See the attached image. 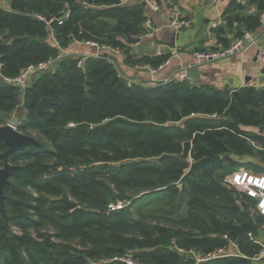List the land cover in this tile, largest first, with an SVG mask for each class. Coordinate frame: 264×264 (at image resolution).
I'll return each instance as SVG.
<instances>
[{
	"label": "trees",
	"instance_id": "16d2710c",
	"mask_svg": "<svg viewBox=\"0 0 264 264\" xmlns=\"http://www.w3.org/2000/svg\"><path fill=\"white\" fill-rule=\"evenodd\" d=\"M144 20L141 4L121 0H12L10 10L0 8V124L22 93L16 130L39 144L8 157L18 169L3 189L0 264H122L112 258L125 253L139 264H193L180 260V249L208 253L226 243L224 235L243 256L258 252L247 234L256 236L264 218L250 215L252 202L222 180L248 166L235 158L259 155L264 162V151L249 143L264 145L263 138L246 130L264 131V86L233 97L173 79L128 85L100 55H69L53 71L34 73L24 90L10 82L59 48L92 37L122 48L128 67L157 69L165 56L135 59L121 42L142 36ZM6 149L0 141V154ZM188 154L195 162L222 160L181 180L180 159ZM123 200L128 204L108 208ZM200 264L251 263L230 256Z\"/></svg>",
	"mask_w": 264,
	"mask_h": 264
},
{
	"label": "crops",
	"instance_id": "0c3cea01",
	"mask_svg": "<svg viewBox=\"0 0 264 264\" xmlns=\"http://www.w3.org/2000/svg\"><path fill=\"white\" fill-rule=\"evenodd\" d=\"M171 3L159 0L160 10L151 12L144 8V17H149L152 25L151 34L146 38H136L139 42H121L129 48V53L135 59L142 57L165 56L166 61L156 73L144 66L128 67L123 63L124 57L120 54L112 56V62L124 74L139 80L160 82L171 80L179 70H184L191 82L189 84L204 85L217 90L239 91L244 87L261 89L264 86V63L256 60L257 49L264 50V29L259 26V15L263 9V0H169ZM12 0H0V8L11 9ZM139 3L132 1L127 4ZM141 4V3H139ZM125 5V4H121ZM175 7L176 17L186 25L179 29L171 25ZM250 33L256 38L254 46L249 47L241 54L215 61H202L195 57L196 53L214 52L225 49L232 41ZM52 39V38H51ZM56 45L55 41L52 39ZM69 55L77 57L98 56L95 48L85 43L72 42L67 48ZM151 74V75H150ZM138 80V81H139ZM257 133L264 140V131L256 128H247ZM249 143L258 150L264 151L262 144ZM262 161V160H260ZM263 162V161H262ZM242 163H247L242 161ZM249 166V165H248ZM247 165L245 168L255 172ZM237 168V169H238ZM236 170V169H235ZM264 170V169H262ZM251 234V233H250ZM253 243L264 246V232L260 227L256 236L251 234ZM229 247L234 249L230 255L242 257L237 244ZM258 250V251H259ZM258 253V252H257Z\"/></svg>",
	"mask_w": 264,
	"mask_h": 264
},
{
	"label": "built area",
	"instance_id": "2783aa9c",
	"mask_svg": "<svg viewBox=\"0 0 264 264\" xmlns=\"http://www.w3.org/2000/svg\"><path fill=\"white\" fill-rule=\"evenodd\" d=\"M132 1H137L139 3H142L144 7H146L151 12H158L160 10L159 0H121V4H127ZM162 1L171 3L169 0H162ZM172 8H173L172 10L174 13V18H173L171 25L177 29L184 27L186 23L184 21H180L176 17V14H175L176 9L174 6H172ZM68 15H69V12L66 11L63 17L57 18L58 24H61L62 20L67 18ZM39 19L43 20L42 18H39ZM46 24H49V23H46ZM259 26L262 29H264V0H263V9L259 15ZM142 27L144 30V34L140 38H146L151 34V30H152V25H151V21L149 17H145ZM255 43H256V38L252 36L250 33H245L240 38L232 41L230 45L226 47L225 49H222L220 51H214V52L196 53L195 57L198 60H202L206 62L225 59V58L243 53L249 47L254 46ZM85 44L95 48L98 54L101 52H105L112 56L119 55V51L117 48H113V47L105 46V45H102L99 47L96 44H90V43H85ZM67 56H69L67 49L59 48L58 53L55 57L48 58L47 60L40 62L38 64L28 66L25 70H23L20 73V75L17 78L11 80L10 82L14 84L15 83L23 84L26 80L30 78L32 74L36 72L52 71L55 64L59 60ZM256 60L259 63H264V50L257 49ZM161 68L162 67L160 66L157 69H149V68L148 69L151 71V73H156ZM172 79L178 82H187V83L191 82V77H189L184 70L177 71L174 74V77ZM168 81L169 80L162 81L163 83L161 84H164ZM186 161L189 163V165L194 163L193 159L190 157V154H188ZM187 170H188V167H187ZM222 184L229 189H233L237 194H240L246 197L248 200H250L252 202V206L249 209L251 213L264 218V174L254 173L245 168H238L226 174L223 177ZM122 206L123 205L121 203H117L116 206L111 205L109 209L115 210V209L121 208ZM248 237L253 241V238L250 233L248 234ZM222 238L225 241L228 240L227 236L225 235ZM229 244L235 245L232 243H229ZM230 256L232 255L226 253L222 249H217L213 251L212 253H209L206 256L201 257V258L198 255H191V257L184 256L183 258H185L186 260L188 258L196 259V262H197L196 264H199V263L214 260L217 258H226ZM236 256L238 257L239 255H236ZM242 258L249 260L251 264H264V246H262V248L255 255L251 257L242 256ZM113 260L118 261L123 264H134L133 261H130L129 259L125 257H121V258L115 257L113 258Z\"/></svg>",
	"mask_w": 264,
	"mask_h": 264
},
{
	"label": "water",
	"instance_id": "95a60500",
	"mask_svg": "<svg viewBox=\"0 0 264 264\" xmlns=\"http://www.w3.org/2000/svg\"><path fill=\"white\" fill-rule=\"evenodd\" d=\"M141 6H144L141 3ZM42 25H46V22L43 20H40ZM133 42H139V39H136ZM100 56L103 58H106L112 62H115L116 59L109 54L105 52H101ZM238 94L237 91H233L231 95L233 97H236ZM21 98V95L19 96ZM19 105L15 109V113L13 115L14 119L18 121L22 115H23V108L21 106V99L19 101ZM71 127V126H70ZM0 141L4 143V145L7 147V149L0 154V160L2 161V167L0 168V213L4 214V194L3 189L5 186L9 184V178L11 177L12 173L18 169V166L11 165L8 162V157L10 154L14 152H20L26 149L29 146H35L38 147V142L27 135L21 134L16 131L15 126H11L10 124H6L4 126H0ZM222 158L220 156L211 155L208 157H204L200 159L199 161L194 162L193 164H190L186 161V159L182 158L180 161L188 167V170L185 172V174L182 176L183 180L186 177L195 175L198 171H200L202 168H204L206 165H214L218 164ZM183 257H180V260H182Z\"/></svg>",
	"mask_w": 264,
	"mask_h": 264
},
{
	"label": "rangeland",
	"instance_id": "374dc122",
	"mask_svg": "<svg viewBox=\"0 0 264 264\" xmlns=\"http://www.w3.org/2000/svg\"><path fill=\"white\" fill-rule=\"evenodd\" d=\"M29 2H32V0H29ZM38 18H40V17H38ZM82 24L83 25H88L89 27H91L94 31H96L97 30V27H96V24H94V23H90L88 20H83V22H82ZM48 41L49 42H53L52 41V39H51V36L49 35V39H48ZM78 43H81V42H78ZM82 43H90V44H96V45H98L99 47L101 46V45H99V40H98V38H95V37H92V40H90V42H82ZM118 49V51H119V54L121 55V56H123V49L122 48H117ZM43 62V61H42ZM112 63V62H111ZM55 67H56V64H55V66H54V68L53 69H55ZM114 67H115V69L117 70V73H118V75L120 76V78L121 79H123L124 81H126L127 82V84L129 85V83L131 84L132 82H134V83H136V84H139V85H142V86H144V87H150V86H154V85H157L158 84V82H151L150 80H139V79H137V78H134V77H131V76H128V75H126V74H124L122 71H120L119 70V68H117V66L116 65H114ZM137 68H140L139 66H136ZM144 68H149V67H147V66H144ZM149 69H151V68H149ZM53 71V70H52ZM33 75V74H32ZM32 75L30 76V78L32 77ZM151 75V74H150ZM30 78L28 79V80H26L23 84H16L15 83V85H17V87L20 89V90H24V88L27 86V84H28V82H29V80H30ZM139 80V81H138ZM21 95V101H22V98H23V94L21 93L20 94ZM22 106V105H21ZM15 113V112H14ZM14 113H13V115H14ZM13 115L10 117V118H8L5 122H4V124H0V126H4V125H6V124H10L11 126H15L16 127V125H17V123H18V121H16L15 119H14V117H13ZM70 126H72V124H69V127ZM17 131V130H16ZM17 132H19V131H17ZM19 133H21V132H19ZM22 134V133H21ZM188 156V155H187ZM187 156L185 157V159H187ZM191 157V156H190ZM192 158V157H191ZM193 159V158H192ZM234 160H236V161H238V162H241L242 163V161H246L247 163H249L248 165V167L249 168H252V167H255L256 168V171L257 170H259V169H264V162H262V161H260L261 160V158L259 157V155H257V156H250V157H239V158H235ZM194 161V160H193ZM195 162V161H194ZM228 164L227 163H224V166H227ZM1 168V167H0ZM186 170H187V167L186 168H184V170H183V175L185 174V172H186ZM223 170V169H222ZM220 171L219 170V172H223V171ZM232 172V171H231ZM230 173V172H229ZM228 174V173H227ZM180 185V183H177V185ZM117 203H121L122 205L124 204V205H127L128 204V201L127 200H123V201H117ZM117 203H115V204H109L108 205V208L111 206V205H113V206H116V204ZM249 211V214L250 215H254L253 213H251V211L250 210H248ZM128 212H129V216L130 217H136L137 216V212H136V210H133L132 208L130 209V210H128ZM261 227L262 228H264V226L263 225H261ZM13 231H18V230H16L15 228H13L12 229ZM49 232H52L50 229L48 230ZM31 232V234H32V236H35V234H34V232L33 231H30ZM249 234V233H248ZM248 234H247V236H248ZM228 238V237H227ZM229 243H232V244H235V240H232V239H230V238H228V240L226 241V243L224 244V245H220L218 248H215L214 250H212V251H210V252H208V253H204V252H202V251H199L198 249H196V248H188V249H180V251H179V254H180V257H184V256H188V257H191V255H198L200 258L201 257H204V256H206L207 254H209V253H212L213 251H215V250H217V249H222L223 251H225L226 253H228V254H230L233 250H230V249H234L233 247H229L228 246V244ZM238 248V247H237ZM256 254V253H255ZM255 254H253V255H255ZM253 255H251V256H253ZM120 258L121 257H125V258H127V259H129L130 261H133L134 262V264H139L138 263V261L137 260H135L133 257H132V255L130 254V253H125L123 256H119ZM112 260H113V258H112ZM188 260H192V263L193 264H196L197 262H196V259H191V258H188L187 259V261ZM123 264V263H122ZM200 264V263H199Z\"/></svg>",
	"mask_w": 264,
	"mask_h": 264
}]
</instances>
